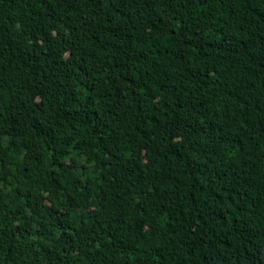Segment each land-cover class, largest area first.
Returning <instances> with one entry per match:
<instances>
[{
	"label": "trees",
	"instance_id": "obj_1",
	"mask_svg": "<svg viewBox=\"0 0 264 264\" xmlns=\"http://www.w3.org/2000/svg\"><path fill=\"white\" fill-rule=\"evenodd\" d=\"M0 264H264V0H0Z\"/></svg>",
	"mask_w": 264,
	"mask_h": 264
}]
</instances>
